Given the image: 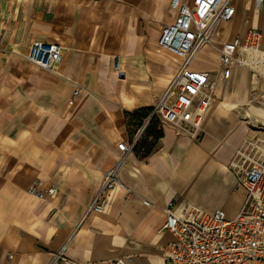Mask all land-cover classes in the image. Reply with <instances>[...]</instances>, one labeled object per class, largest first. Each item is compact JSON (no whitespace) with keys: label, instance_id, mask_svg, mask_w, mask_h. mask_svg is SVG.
I'll list each match as a JSON object with an SVG mask.
<instances>
[{"label":"crops","instance_id":"0c3cea01","mask_svg":"<svg viewBox=\"0 0 264 264\" xmlns=\"http://www.w3.org/2000/svg\"><path fill=\"white\" fill-rule=\"evenodd\" d=\"M247 2L232 0L234 16L217 26L215 40L264 32L257 20L264 7L250 0L245 10ZM173 18L170 0H0V264H47L59 251L75 264H166L173 236L161 227L169 203L178 212L193 206L237 215L244 192L229 163L238 152L264 162V88L249 94V72L240 67L223 81L212 45L205 49L214 67L190 64L214 80L204 134L192 140L165 123L158 135L145 131L120 162V184L104 208L85 213L121 156L117 145L131 143L125 113L151 108L176 68L158 48ZM229 25L224 38L220 26ZM33 41L61 46L54 70L24 58ZM76 87L77 102L68 106ZM34 181L57 192L31 196Z\"/></svg>","mask_w":264,"mask_h":264},{"label":"built area","instance_id":"2783aa9c","mask_svg":"<svg viewBox=\"0 0 264 264\" xmlns=\"http://www.w3.org/2000/svg\"><path fill=\"white\" fill-rule=\"evenodd\" d=\"M256 9L264 7V0H252ZM173 21L163 27L158 48L176 59V68L165 90L151 110L141 118L131 143L117 145L121 156L102 177L100 187L86 208V214L101 211L110 191L119 186L118 167L125 154L134 148L152 119L173 126L177 133L197 140L204 134L205 122L214 100L212 72L190 67L204 44L212 45L218 54L217 74L223 81L230 78L234 68H245L249 76L264 88V32L249 28L230 40H215L217 26L230 21L235 13L232 0H170ZM57 43L33 41L24 58L47 70H54L61 58ZM114 69L119 73L118 58ZM79 88L72 91L68 106H74ZM260 97L264 99V91ZM236 177V187L244 192L243 204L234 218L227 219L220 210L207 212L189 206L178 212L173 203L165 209L166 218L161 229L169 231L173 239L164 247L166 264H264V162L237 153L229 163ZM34 181L27 189L34 197L53 196L54 185L43 192ZM75 264L57 252L47 264ZM115 264H124L121 261Z\"/></svg>","mask_w":264,"mask_h":264},{"label":"rangeland","instance_id":"374dc122","mask_svg":"<svg viewBox=\"0 0 264 264\" xmlns=\"http://www.w3.org/2000/svg\"><path fill=\"white\" fill-rule=\"evenodd\" d=\"M244 9L245 10H248V9L252 10L250 0H248V2L245 4ZM257 20L259 23L264 24V19H262L261 17L257 18ZM220 28H223L221 35L224 38L230 37V35L232 34V32L234 30L233 25L223 26V27L220 26ZM216 35L218 36V32L216 33ZM198 55H199L198 58L193 60L191 66L197 67V68L214 67L215 66L216 60H215V57L213 56V53H212L210 48L203 49ZM247 80H248L247 81L248 92H249V94L254 95L256 93V89H257L258 84L256 83L255 80L253 81V79L250 76ZM152 124L155 126L154 130L156 132V128L161 124V122L159 120L155 119V120H153ZM133 130H134V128H133ZM154 136H155V134H154Z\"/></svg>","mask_w":264,"mask_h":264},{"label":"trees","instance_id":"16d2710c","mask_svg":"<svg viewBox=\"0 0 264 264\" xmlns=\"http://www.w3.org/2000/svg\"><path fill=\"white\" fill-rule=\"evenodd\" d=\"M150 110H151V108H140V109L135 110V111H133L131 113H128V112L125 113L126 118H127L128 122H129V124H131L134 127L135 131L141 125V118L144 117L145 115H147ZM153 120H155V119H152L149 122V124L147 125L146 129L144 130V132L147 131V130H149V129H151V128L152 129L155 128V126L152 124ZM158 133L159 132L156 131L155 132V135H158ZM131 137H133L132 133H131ZM140 141H141V137L139 138V140L134 145V149L140 147V146L138 147Z\"/></svg>","mask_w":264,"mask_h":264},{"label":"bare ground","instance_id":"6f19581e","mask_svg":"<svg viewBox=\"0 0 264 264\" xmlns=\"http://www.w3.org/2000/svg\"><path fill=\"white\" fill-rule=\"evenodd\" d=\"M217 32H218V31H217ZM217 32H215V34H216ZM207 45H208V44H204V45L200 48V50L202 51L203 49H205V46H207ZM203 47H204V48H203ZM202 48H203V49H202ZM200 50H199V51H200ZM201 51H200V52H201ZM200 52H199V53H200ZM196 56H197V55H196ZM196 56H195V58H196ZM195 58H194V59H195Z\"/></svg>","mask_w":264,"mask_h":264}]
</instances>
